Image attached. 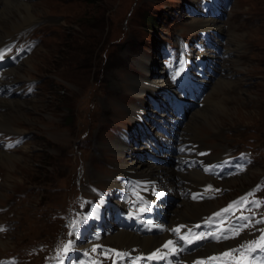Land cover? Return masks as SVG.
<instances>
[{
  "label": "rangeland",
  "instance_id": "obj_1",
  "mask_svg": "<svg viewBox=\"0 0 264 264\" xmlns=\"http://www.w3.org/2000/svg\"><path fill=\"white\" fill-rule=\"evenodd\" d=\"M10 1L13 4L24 3ZM24 1L27 2L25 5H31L34 20L15 30L11 34L13 36H8L1 43L4 61L0 63V72L5 69L3 78L11 83L14 91L9 97L15 101L20 99L30 108L21 107L25 112L23 117L11 116V129L17 132L0 131V140L20 135L25 139L15 147L5 148L0 142L3 149L15 156L6 165L0 164V205L3 208L0 221H4L7 226L0 232V255L24 253L26 264H58L65 259L71 263L80 260L81 254L78 249L71 248L73 244L70 239L57 237L58 246L46 255H43L40 245L53 240L64 217L62 207L73 194H79L75 183L78 168L82 171L80 187L85 180L101 185L93 165L99 166L98 157L104 159L113 154L101 147V140L108 142L109 137H114L110 131L103 130L112 122L120 125L131 120L125 108L132 105L125 106L129 99L122 93L128 91V95L134 94L133 85L129 82V75L133 73L129 72V68L141 71L136 62L147 55L148 59L153 60L148 62L149 65L155 63L149 73L156 75H153V80L160 79L157 77L161 74L157 58L158 45L165 38L166 25L171 28L175 21L186 22L182 11L184 0ZM226 10L220 20L231 40L227 39V49L234 57L227 60L229 64H226L225 73L222 71L217 78L210 80L203 104L195 108L210 107L211 104L207 103V98H210L212 102L221 100L225 109L228 108V114L222 115L220 112L219 124L212 121L209 125H203L198 138L182 137L191 143L197 166L211 162V165L199 169L210 192L199 196V199L200 202L210 201L214 208L223 198L232 199L248 189L254 192V189L264 190L263 185H258L259 179L264 177V0H234ZM11 12L15 14L12 17L14 19L16 12ZM148 16L154 21L146 22ZM190 20L208 22L196 12L192 13ZM7 23L6 20L5 26ZM189 26L198 28L195 23ZM180 33L183 34V31ZM212 38L217 39L213 34ZM9 56L15 59H8ZM26 56L25 62L22 61ZM122 64H125L124 69ZM10 68H16L26 78L9 76L7 72ZM14 77L19 80H14ZM220 78L230 81L229 87L221 92H212L213 85ZM29 81H32L33 91L23 87ZM145 92L141 93L147 105L145 109L151 111L154 108L150 106L148 98L143 96ZM117 94H121L122 104L117 102ZM134 95L139 96L140 92ZM3 98L0 97V100ZM193 109L184 110L183 120L190 112L193 113ZM0 112L6 114L9 107H0ZM162 112H157L154 117L163 120L162 124L165 125L168 117L164 118L165 111ZM156 131L152 135L155 134L162 144ZM147 141L155 142L151 140V135H145L138 137L132 146L123 141L117 144L121 145V150H126L128 145L138 155H146L145 159L140 160L147 158L152 162L151 156L159 153V150L145 149ZM111 145L114 146V142ZM156 145L159 147L158 142ZM248 147L253 159L247 166L240 168L239 174H229L238 162L232 159L233 156L229 161L222 162V158L240 148L248 150ZM6 151L3 153L10 155ZM148 151L150 154H147ZM157 163L156 159L154 164ZM137 176L145 183L152 182ZM163 190L168 196L161 197L156 205L159 204L162 209L170 208L174 201L166 197L176 192L180 194L170 187ZM121 194L125 196L118 204L123 205L133 199L134 193L125 189L117 196ZM192 199L199 201L198 197ZM248 204L252 206V203ZM205 214L199 215V219L192 218L197 219V223L190 227L189 232L203 223ZM123 226H117L115 231ZM98 240L90 238V242ZM69 242L70 247L64 251V245ZM102 243L117 248V251L135 250L134 246L127 247L124 243L121 245L104 240ZM98 245L95 246L97 254L109 257V250ZM207 245V242L203 243L190 254L193 258L202 259L206 253H199L206 250ZM137 257L141 256L133 252L126 256V260ZM122 258L123 255H117V260ZM0 264H10V260L1 261Z\"/></svg>",
  "mask_w": 264,
  "mask_h": 264
},
{
  "label": "bare ground",
  "instance_id": "obj_2",
  "mask_svg": "<svg viewBox=\"0 0 264 264\" xmlns=\"http://www.w3.org/2000/svg\"><path fill=\"white\" fill-rule=\"evenodd\" d=\"M12 1H22L24 3H27L24 0H12ZM233 2H234V0H222V3H221L222 10L224 12H227L226 7L227 6L229 7ZM24 3L23 4L22 3L13 4V2H11L10 0H0V44L3 43V39H5L8 36H10L11 34H13V32L15 30H18V28L23 27V26H25V24L34 20L35 14L33 12L31 5L28 6V5H25ZM11 11L16 12V16L14 17V19H12V17L15 14H12ZM6 20L8 21L7 26H5ZM215 27L220 32L223 33V30L221 29L220 23H217ZM224 32H225V30H224ZM224 35H225V38H224L223 46L228 51V58L220 57L218 60L216 59V61H218L219 65L225 69L226 64H229V63H227V60L229 58H233L234 56L230 53V50L227 49L228 48V42L231 40L228 39L226 32L224 33ZM11 36H13V35H11ZM227 39L229 41H227ZM229 46H231V45H229ZM232 46H234V44ZM137 53H139V52H137ZM239 55L240 54H238L237 57ZM27 56L23 60L22 59L21 60L25 62V59L27 58ZM205 56L207 58H209V56L207 54ZM149 61L153 62L152 59L151 60L148 59L147 55H144V57L139 58L136 62V65L138 66V68L141 71L134 70V69H132V67L129 68V72H132L133 74H135V75H133V74L129 75L130 76L129 82L133 85L132 90H133L134 94L139 93L140 88H141V84L144 83L143 81H141L140 75L144 74V73H148L151 70V67H148ZM20 63H17V64L20 65ZM122 66L124 69L125 64H122ZM16 68H10L8 70L7 74L9 76L15 75L16 77H19V78L20 77L26 78L24 75H22V72H19V70H15ZM223 73H225V72H223ZM219 75H220V73L217 76L212 77V79L217 78ZM16 77H14V80H19V78H16ZM153 79L154 78L152 76L151 80L155 84L156 81ZM212 79H210V80H212ZM209 83H210V81H209ZM229 83H230V81H226V80H223V78H220L215 82L211 91L212 92L213 91L214 92H221L223 90H226V88L229 87ZM143 87H145V84ZM208 89H209V84L207 86V91H208ZM126 92H128V91H124L123 93L127 94ZM206 93H208V92H206ZM117 95H118L117 102L121 103V101H120L122 99L121 94H117ZM9 98L10 97H7V98L5 97V98L0 100V107H9V112H7L6 114L0 112V131H3L4 133H6V132H8V133L17 132L16 129L15 130L11 129V126H12L11 121L13 120L11 118V116L20 115L21 117H23L24 116L23 114H25V112L22 111L21 107L25 106L27 108V110H29V108H30L28 105L21 103L22 101L20 102L19 101L20 99L18 101H15V100H12L11 98L10 99ZM207 103L209 105L211 104L210 107H208V108L204 107L205 109L204 108L196 109L194 107L195 109L192 110L193 113L190 112L191 114L189 113L185 117V119L181 121L180 126H182V128L180 126H177V129L181 130V132H179V134L181 136L187 135V136H189V139L198 138L199 132L202 131V129L204 128L203 125H209L212 121L213 122L216 121L219 124L220 114H221L220 112L223 113L222 115L228 114L227 113L228 108L225 109V107L222 105L221 100L218 102H216V101L212 102L210 98H207ZM141 108H144V107L138 106L137 103L132 104L131 107H126L125 109L127 110L128 114L130 116L129 119H133L135 117V113ZM224 109H225V111H224ZM119 111H122V109H120ZM164 111H165V105L160 104V113L161 112L164 113ZM187 111H188V109H187ZM161 116H162V114H161ZM164 116H163L164 118H166V116L168 117L167 122H165V125H170L171 131H173V129H174V122L172 121L173 118L171 116L167 115L166 111L164 113ZM185 121H186V123H185ZM11 130H13V131H11ZM122 140L124 141L125 139L122 138ZM148 140H150V139H148ZM151 140L155 141L152 144L154 145L155 148H158V149H156V152L158 150H160L161 149L160 147L162 146V144H160V141L158 140V138H156L155 134L151 135ZM157 142H158L159 147H157V145H156ZM107 145L111 148L112 153L117 154L118 161L123 160V158L125 160V162L123 164L117 163V174L118 173L129 174L132 172L136 175H140L142 178H144V180L145 179L146 180H152V182H150V183L146 182L145 186L142 189H140V191H142L140 193L141 199L144 200V199L148 198V202L146 203V206L144 208L140 209L142 211L140 214L141 217L142 218H145V217L150 218L151 219V225L154 226V224H156L157 227H160V229L165 225H167V227H168L167 229L162 228L160 231H158L157 233H154V234H150V233L149 234H143L145 231H141V232L136 231L133 227L134 222H130V224L127 227H125L123 229H118L119 231H115L116 230L115 229L114 231L110 232L107 236H104V239L107 242H112L115 244H117V242H118L121 245L124 243L127 247L134 246L135 251H137L139 253H144L147 255V254H149V252L151 250L159 249V246L163 242L167 243L166 241L171 240V235L168 233L170 230L181 229L185 225L186 222L196 221L197 219H199V217H200L199 215H201L202 213H207L208 211H211L214 209L213 204L209 203L210 201L200 202L201 200L199 199V197H198L199 201H194L192 198H189V199L184 198L180 192L181 186L178 187V190L176 189L177 187H174L173 189L175 190V192L178 191L181 197L178 195L177 192H176V194H173V198L175 199V201L173 202L174 205L171 206L170 208H164L167 210V212L161 211L163 216L155 221V219H156L155 211L156 210H158V211L163 210L161 208V206H159V204L156 205V202L158 200L161 201L160 198L165 195L164 194L165 191L162 188H158V186H157L158 183H160L163 186L174 185L175 176H176V177H178V178H176V180L177 179L181 180L180 185H181V183H185L184 184L185 186L190 187L192 194H196L197 188L203 184H206V182H205L206 180L204 179L205 180L204 181L202 179L203 177L201 176V173L196 169H188L186 173H181L180 171H175V169L172 168L171 164H169L167 162V158H165L164 156H163L162 162L154 164V163L148 161L147 158H146V160H140L141 158L145 159L146 155H138V152H136V151L134 152V150L132 148H128V145H126V148H127L126 150H121L120 149L121 145L118 146V144H117V151L115 150L116 148L114 146H112L110 143L106 144V146ZM198 147L200 148V145ZM144 148L148 150L146 145L144 146ZM5 151L6 150L0 149V164H3V165H6L7 162H10L11 160H13L15 158V156H12L7 151L6 152L10 155L4 154L3 152H5ZM146 151H145V153H146ZM147 154H150L149 151L147 152ZM160 155H161L160 153H156L155 155L153 154L154 157L151 156V158L157 159L160 157ZM178 172H180V173H178ZM159 175H160V178H159ZM99 176H102V174H100ZM245 177L246 176H244V179H245ZM112 178H113V176L110 175L106 179V181L108 183H111ZM119 178H120V176L117 175V181H115L114 184L119 185V186H124V184L120 182ZM100 181L102 183H105V179H100ZM160 193H162L163 195H159ZM165 196H168V195H165ZM136 210H137V207H134V208H132L131 212L135 213ZM164 213H166V214L164 215ZM166 218L169 219V222L167 221ZM192 218H197V219L193 220ZM167 236L170 237V239ZM166 238H168V239H166ZM231 244H233V243H231ZM207 252H209V251L203 250L199 254H205ZM193 255H195V254H193ZM191 257H192V255L186 256L187 259H190Z\"/></svg>",
  "mask_w": 264,
  "mask_h": 264
},
{
  "label": "snow or ice",
  "instance_id": "obj_3",
  "mask_svg": "<svg viewBox=\"0 0 264 264\" xmlns=\"http://www.w3.org/2000/svg\"><path fill=\"white\" fill-rule=\"evenodd\" d=\"M159 195H163L162 193H160ZM241 200H243V199H245L244 197H242V198H240ZM235 203H239V201H235V202H233V204H235ZM232 207V205H229V208H231ZM222 212H226V211H228V209H223V210H221ZM214 215H217V216H219L220 215V213H216V214H214ZM238 219H240V220H245V219H248V217H239ZM257 223H260V221H257ZM241 227H243V226H241ZM175 231H178V229H176ZM261 237H260V241H261V243H260V245H259V247H260V250L262 251V252H264V230H261ZM238 234V233H237ZM201 238H203V237H201ZM217 238H219V237H217ZM224 238H227V237H224ZM190 242V241H189ZM173 242L172 241H168L165 245H164V247H168L169 245H171ZM257 242L256 241H250L249 242V244H256ZM70 247V242H69V244H65L64 245V251H67L68 250V248ZM241 247V249H243L244 247H245V245H241L240 246ZM238 249H233L232 251H237ZM159 249H157V251L156 252H154L153 254H152V256L151 257H149L150 259L151 258H156L157 256H158V253H159ZM251 251H255V249H251ZM117 255H122V254H120V253H117ZM224 255H228V253H225ZM137 259H140L139 257H137ZM197 264H200V262H197Z\"/></svg>",
  "mask_w": 264,
  "mask_h": 264
},
{
  "label": "trees",
  "instance_id": "obj_4",
  "mask_svg": "<svg viewBox=\"0 0 264 264\" xmlns=\"http://www.w3.org/2000/svg\"><path fill=\"white\" fill-rule=\"evenodd\" d=\"M152 20H153V18H152V17H150V16H148V17H147V19H146V22H148V23H149V22H150V21H152ZM153 21H154V20H153Z\"/></svg>",
  "mask_w": 264,
  "mask_h": 264
}]
</instances>
